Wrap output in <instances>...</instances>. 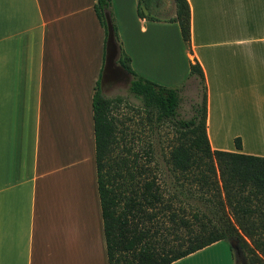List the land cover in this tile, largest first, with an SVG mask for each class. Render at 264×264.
<instances>
[{"label": "crops", "instance_id": "1", "mask_svg": "<svg viewBox=\"0 0 264 264\" xmlns=\"http://www.w3.org/2000/svg\"><path fill=\"white\" fill-rule=\"evenodd\" d=\"M166 2L150 20L139 0H110L118 42L105 49L96 0H0V264H109L93 95L121 50L137 75L180 89L197 61L211 149L264 157V0H187L190 49ZM169 264L234 258L218 240Z\"/></svg>", "mask_w": 264, "mask_h": 264}, {"label": "trees", "instance_id": "2", "mask_svg": "<svg viewBox=\"0 0 264 264\" xmlns=\"http://www.w3.org/2000/svg\"><path fill=\"white\" fill-rule=\"evenodd\" d=\"M174 3L175 15L164 20L178 22L190 49L189 4L187 0ZM155 4L156 0H139V16L162 20L167 14L161 15ZM94 10L104 30L106 49L109 24L110 39L118 42L110 0H96ZM117 62L132 76L130 90L144 109L155 114V124L169 121L179 131L166 157L180 183L178 192L191 194L189 187L182 189V178L207 196H202L201 208L182 200L175 204L179 193L164 194L152 154L133 151L124 121L111 115L113 99L102 93L100 76L93 95V119L108 263L169 264L215 241L234 238L249 260L264 264V157L211 149L206 134L205 77L199 63H190L189 76H195L203 88L201 101L192 117L176 119L180 87L163 86L137 75L123 50ZM234 142L239 148L240 138Z\"/></svg>", "mask_w": 264, "mask_h": 264}, {"label": "rangeland", "instance_id": "3", "mask_svg": "<svg viewBox=\"0 0 264 264\" xmlns=\"http://www.w3.org/2000/svg\"><path fill=\"white\" fill-rule=\"evenodd\" d=\"M166 4V0H162ZM132 76L124 71L121 67L114 63L110 58L105 64V70L102 73L100 88L102 93L113 99L111 115L117 118L120 123L124 121L126 128L127 139L130 141L133 151H147L152 154L155 163L154 171L158 173L159 181L164 188V194H178L177 201H183L184 204H189L192 207H201L202 196L196 192L197 185L195 183L188 185L185 179H180L184 182L186 189H191V194L186 196L185 193H180V183L176 179L172 171L169 170L166 164V157L169 150L177 142L179 131L174 124L169 121H163L155 124V114L148 112L142 107L141 100L136 97L130 90V82ZM203 88L199 84H187L179 90V104L177 106L176 119H189L195 113V106L201 101ZM183 184V183H182ZM209 196V194H208ZM182 202V203H183ZM225 241V240H224ZM234 257V264H260L249 260L244 249L240 246L238 240L230 238L229 242Z\"/></svg>", "mask_w": 264, "mask_h": 264}, {"label": "water", "instance_id": "4", "mask_svg": "<svg viewBox=\"0 0 264 264\" xmlns=\"http://www.w3.org/2000/svg\"><path fill=\"white\" fill-rule=\"evenodd\" d=\"M109 30H110V36H109V41H108V47H109V44H110V38H111V26H110V24H109Z\"/></svg>", "mask_w": 264, "mask_h": 264}]
</instances>
